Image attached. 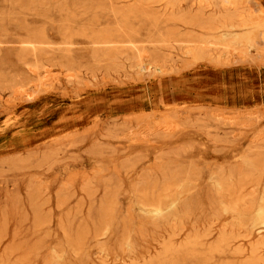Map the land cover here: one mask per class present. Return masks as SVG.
<instances>
[{"label": "rangeland", "instance_id": "374dc122", "mask_svg": "<svg viewBox=\"0 0 264 264\" xmlns=\"http://www.w3.org/2000/svg\"><path fill=\"white\" fill-rule=\"evenodd\" d=\"M155 1L0 0V264H243L255 248L264 264V226L253 232L221 209L244 197L245 210L264 190V55L196 62L185 43L202 31ZM231 1L262 44L264 3ZM155 9L167 15L142 16ZM119 34L152 43L166 69L134 64L131 52L94 54L92 38ZM28 40L47 43L38 59L23 55ZM232 172L240 197L219 196L210 178ZM184 178L177 216L157 224L140 213ZM143 186L164 196H140ZM225 238L242 257L208 258Z\"/></svg>", "mask_w": 264, "mask_h": 264}, {"label": "bare ground", "instance_id": "6f19581e", "mask_svg": "<svg viewBox=\"0 0 264 264\" xmlns=\"http://www.w3.org/2000/svg\"><path fill=\"white\" fill-rule=\"evenodd\" d=\"M161 1H163V0H156L155 2L159 3ZM180 1L181 0H167L168 9H171V12H170L171 17H173V19L176 18V19L182 20L186 24H188L189 26L195 27V28L200 29L202 31V35H200V40L199 41H191V42L189 41V42L185 43L186 45L189 46L188 47L189 50L187 49L188 54H190V56H192L196 62L202 63V62H209V61H218L219 59L224 58V60L230 61V63L233 64L234 66H235V64H238L239 62H242L241 64H244L246 62L245 57H243L244 59L243 58L241 59L240 55H239L240 59L236 58L235 61H232L231 55H232V53H234L236 55L240 54V52L246 53L249 50L254 51L256 53V55H255L256 58L263 57V55H264V37H262V39H261V40H263L262 44L261 43L259 44L258 42H255L258 39L256 38V40H255V38L252 36V34H253V30L257 29V28L256 27L255 28L254 27H250L249 23L246 20H241L240 19V14L238 13L239 8H235V6L232 5V3H233L232 1L230 2V0H202V1H199V0H188V1H190L189 2L190 3L189 9L186 12H178L177 13V8H179V6H180ZM196 2H199V4H201L199 9H197V10L195 8H193V7H195ZM244 3L245 2L243 1V4ZM255 5H256V3H255ZM147 6H148V4H147ZM260 6H261V4H260ZM257 9H258V7H257ZM208 10H209V13L207 12ZM166 13H167L166 11H157V9H155V11L153 13L142 12V16L145 17V18H150L151 17L153 19H158L160 17H163V16L167 15ZM263 14H264V10H263ZM128 15L129 14L126 13V16H128ZM254 34H256V33H254ZM261 34H263V32ZM263 36H264V34H263ZM191 38L192 37H190L189 39H191ZM197 39L198 38H196L194 40H197ZM135 40H137L136 37H132V36L123 37V35L119 34L117 37H114V36H108V37H105V38L95 37V38H92L91 42H92L93 47H94L93 48V52H94L95 55L97 53H99L103 49H106L107 51H118V50H121V51L131 52L133 54L132 60L134 61V64L140 65L141 58H143L142 62H144V60L146 61V59L147 60L150 59L151 62H149V63L156 64V66L160 67L161 70L166 69V66L169 63V60H167L165 57L160 56V55L159 56L154 55L152 57L150 55V51L147 50V47H146L147 45L146 44L149 45V44H152V43L142 42L140 40H139L140 42H137V41L135 42ZM179 43H181L183 45V42H179ZM256 43H258V44H256ZM21 44L24 46V48L23 47L21 48V50L23 52V55L24 56H31V57H33L35 59H38L40 57L42 51H43V48H40V47L41 46H45V45L47 46V43L29 42V40L26 41V42H23V43L21 42ZM174 44H177L176 40L174 41ZM64 45H65V47H74L71 43H65ZM57 46H59V45H57ZM61 47L63 48V46H61ZM150 57H152V58H150ZM39 63H41V62H39ZM161 70L159 72H161ZM259 83H260V87H264V83H262L261 81H259ZM245 162H247L246 164L248 165L249 172L251 171V173H254L253 170H254L255 167L252 165V163L249 162V160H246V159H245ZM183 174H185V173H183ZM233 174H234L233 172L230 173L229 177L228 176L224 177L222 175L221 178H219V179L214 178V176L212 175L213 178H210V182L212 183L214 189L216 190V192H217V194L219 196H223L224 197L228 193V195L230 194L229 197H231V196H232V198H233V196L237 197L238 193H237V189L236 188H238L239 186L235 188V187H232L233 185H231V186L229 185V183H232L230 181L231 180L230 178L233 177ZM259 174H260V172H259ZM191 175H190V178H192ZM241 177H243V176H241ZM248 177H250V174H247V177H245V178L248 179ZM172 178H174V177H172ZM251 179H255V178L253 177ZM183 180L184 181L177 180L176 181L177 182V184H176L177 185V192L174 191L175 193H172V195H166V198L164 197V199L167 200V198H168L167 196H175V197L169 198L167 203H162L160 201L161 200L160 199L158 202H153V203H149L150 202L149 201L148 202L149 204H148L147 202L145 203L144 202L145 200H144L143 202L139 203V206H138V207H140V210H139L140 213H142L143 215H145L147 217H151L153 222H155L157 224L160 223V222L167 221V220L177 216V214H176L177 213L176 212L177 211V202L180 201L181 196H188L187 194L190 193L189 191L191 190L190 188H189L190 190L186 189L187 181H185L186 180L185 178ZM241 181L243 182L244 180H241ZM254 182L257 183L258 180L256 179V181H254ZM239 183H241V182H239ZM157 184L158 183H156V184L154 183L153 188ZM196 184L198 185V183H196ZM248 184L250 185V183H248ZM171 186H175V185L172 184ZM166 187H167V185H166ZM168 187H170V186H168ZM175 187H172L170 189H173ZM143 188H144V186H143ZM155 188H157V187H155ZM240 188L245 189L242 186H240ZM255 188L257 189V187H254V189ZM144 189H145V191L141 192L142 195H140V196H156V197L157 196H164V194L160 190L157 191V193H156L155 192L156 189H155V191L150 190L148 188H144ZM170 189L163 188L162 191L165 192V191H168ZM140 191H138V192H140ZM241 191H238V192L240 193ZM256 191L258 192V190H255V192ZM243 192L244 191H242V193ZM167 193H169V191ZM223 197H222V199H223ZM238 199L241 201V200L244 199V197H243V199L237 198V200ZM225 200H226V198H225ZM230 200H232V199H230ZM240 201H233V202L231 201L232 204H231V202L230 203L222 202L221 203L222 212L225 213V214L234 215L236 220H237V222L239 223V225L243 224V226H244L246 224V225L249 226L250 229L253 230V232H254V230H257L260 227L264 226V190L262 192V195L259 198H254L252 200V202L250 201V203H249L250 207L249 208L245 207L246 203L244 202L245 203V206H244L245 210H239L241 206L240 207L238 206L239 205L238 202H240ZM181 203H182V201H181ZM106 228H108V227L106 226ZM108 230H105L104 232H107ZM252 230H251V232H252ZM258 234H260V233H258ZM252 235H254V234L252 233ZM247 236H248V234H247ZM236 238H234V239H236ZM225 241H226V238H225V240L223 239V241L221 243L218 242L217 245L209 246L207 248V250H206V252L208 254V258H211V257L212 258H216L217 256H220V255L221 256H225L227 254H234L236 256L239 255V257H242V256H240V255L244 254L242 249L238 248V249H235L233 251L232 245L229 244L230 242L228 244H225ZM263 242L264 241L262 240L258 244L257 243H255V244L263 246L262 245ZM191 243L192 242L190 241V244ZM192 245H194V244H192ZM187 246H189V243H188V245H186V247ZM172 248L173 247H171V249ZM205 248H206V246H205ZM253 248H254V246H253ZM168 249H170V248H168ZM188 249H189V247H188ZM170 250L167 251V254H170V253H178L179 254L180 251H181V253H184L185 248H183V249L181 248V250H177V249L176 250H171V251ZM195 252H196V246H193L191 248V253L194 254ZM251 252H252L251 257L250 258L248 257V259L246 261L244 260L245 262H241V263H243V264H260L261 262H259V261L262 258H260L258 260V257L256 255V253H259V252H257V249L255 248ZM196 254H198V252ZM56 255H55V258L57 257ZM166 257H167V255H166ZM58 259H56V260H58ZM168 262H170V261H167L166 263H168ZM164 263H165V261H164Z\"/></svg>", "mask_w": 264, "mask_h": 264}, {"label": "crops", "instance_id": "0c3cea01", "mask_svg": "<svg viewBox=\"0 0 264 264\" xmlns=\"http://www.w3.org/2000/svg\"><path fill=\"white\" fill-rule=\"evenodd\" d=\"M259 1H261V2H263V3H264V0H259ZM263 7H264V4H263Z\"/></svg>", "mask_w": 264, "mask_h": 264}]
</instances>
